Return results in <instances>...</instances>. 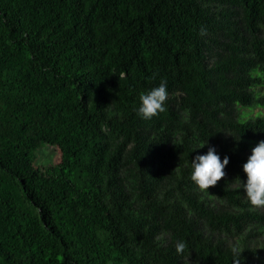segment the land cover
<instances>
[{
	"label": "trees",
	"instance_id": "1",
	"mask_svg": "<svg viewBox=\"0 0 264 264\" xmlns=\"http://www.w3.org/2000/svg\"><path fill=\"white\" fill-rule=\"evenodd\" d=\"M13 44L36 78L0 89V172L38 222L0 197V264H233V247L264 264V208L239 186L264 141V118L242 114L264 107V0H0V61ZM161 79L166 111L141 119ZM23 142L57 146L69 172L89 153L88 178L20 172L5 150ZM209 147L229 163L201 192L191 161Z\"/></svg>",
	"mask_w": 264,
	"mask_h": 264
},
{
	"label": "rangeland",
	"instance_id": "2",
	"mask_svg": "<svg viewBox=\"0 0 264 264\" xmlns=\"http://www.w3.org/2000/svg\"><path fill=\"white\" fill-rule=\"evenodd\" d=\"M14 46L16 47L10 46L7 57L0 61V89L8 91H13V89H16L26 80L31 81L36 78V75L27 68L26 54L23 51L17 50V45ZM242 114L244 118L254 116H261L264 118V107L253 106L250 108H243ZM109 141L111 145L115 144V141ZM256 144L257 143H254L251 147L250 153ZM5 156L11 161L12 166L20 172L33 170L39 175V178L46 183L54 180V175L59 174L60 171L67 173L78 188L81 186V183L88 178L86 166L90 158L89 153L79 158L71 159L69 165L70 172L64 169V167L68 166V163L62 165V152L60 149L57 146L44 144L42 142H37L35 144L28 142L14 144L5 150ZM0 197L9 198L13 201L20 218V224L26 226V230H32L33 225L38 222L36 209L22 198L19 185L2 172H0ZM210 198L215 202L213 196ZM75 232L76 231H72V233L68 235L69 240L72 242L76 240ZM97 238L100 242H105L107 234L105 231L100 230L98 231ZM24 242L28 243L29 239L26 238ZM28 256L29 254L26 252L22 255V260L28 261ZM117 260L116 258L114 261L116 264H119Z\"/></svg>",
	"mask_w": 264,
	"mask_h": 264
},
{
	"label": "clouds",
	"instance_id": "3",
	"mask_svg": "<svg viewBox=\"0 0 264 264\" xmlns=\"http://www.w3.org/2000/svg\"><path fill=\"white\" fill-rule=\"evenodd\" d=\"M200 34L206 35V29L201 28ZM169 96L167 82L161 79L158 86L147 92L139 94V107L137 115L144 120H150L159 113L166 111L165 102ZM204 145L201 146L204 147ZM229 163L227 156L221 160L214 147H209L206 154L197 155L191 161L190 180L201 192L207 191L226 175L224 169ZM242 171L246 181L239 180V186L243 190L245 199L252 210L264 208V141H260L252 149L251 155L242 165ZM219 199V198H218ZM187 248L184 241H177L175 251L178 255L183 254ZM236 254L233 264H240V253L236 247L232 248Z\"/></svg>",
	"mask_w": 264,
	"mask_h": 264
}]
</instances>
